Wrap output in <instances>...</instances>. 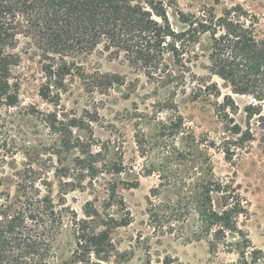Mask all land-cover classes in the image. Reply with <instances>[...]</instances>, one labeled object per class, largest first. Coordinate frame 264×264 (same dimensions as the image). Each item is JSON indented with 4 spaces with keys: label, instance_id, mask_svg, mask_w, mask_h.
Here are the masks:
<instances>
[{
    "label": "rangeland",
    "instance_id": "obj_1",
    "mask_svg": "<svg viewBox=\"0 0 264 264\" xmlns=\"http://www.w3.org/2000/svg\"><path fill=\"white\" fill-rule=\"evenodd\" d=\"M158 1L176 33L179 12L221 15L238 4L264 22V0ZM210 43L206 34L177 48V34L170 36L152 66L103 45L72 54L74 75L47 100L41 51L20 36L11 81L18 101L0 105V219L23 212L24 231L52 239L49 264H264V119L252 118L251 141L230 132L222 104L231 91L210 74ZM194 74L217 82L223 95L196 96ZM232 95L231 116L246 130L254 100ZM225 146L235 150L231 159ZM209 178L245 207L234 230L216 238L219 227L197 208L199 181ZM221 203L215 194L214 207ZM86 212L98 216L91 228L109 229L101 256L69 223ZM57 214L66 215L63 223Z\"/></svg>",
    "mask_w": 264,
    "mask_h": 264
},
{
    "label": "trees",
    "instance_id": "obj_2",
    "mask_svg": "<svg viewBox=\"0 0 264 264\" xmlns=\"http://www.w3.org/2000/svg\"><path fill=\"white\" fill-rule=\"evenodd\" d=\"M176 34L177 48H187V44L210 35V74L223 80L231 94L223 95L217 82L205 81L197 74L192 77L196 81L191 89L196 96L223 95V115L227 123H234L230 132L242 141H251L252 118L264 119L260 105L264 100V22L239 4L221 15L179 12L176 33L164 2L158 0H0V105H15L18 101V87L11 81L21 61L20 54L13 51L20 36L30 38L41 51L47 80L40 94L53 100L66 89L68 76L74 75L77 65L69 60L72 54L90 53L103 45L106 50L125 53L131 61L152 66L151 62L163 52L165 40ZM232 94L254 100L245 107L249 123L246 130L231 116V111L237 109ZM180 128L177 125V132ZM223 151L227 159L235 154L231 147L225 146ZM198 189V211L219 227L215 238L220 232L225 235L234 230L237 216L245 211L240 196L215 178L201 179ZM215 194L222 199L219 209L213 205ZM65 216L57 214L55 218L63 223ZM97 217L96 213L86 212L83 218L72 214L68 219L78 237H87L93 252L101 256L109 251L111 240L109 229L91 228ZM25 220L23 212L6 213L0 219V264H49L52 239L44 242L37 235H29L24 231Z\"/></svg>",
    "mask_w": 264,
    "mask_h": 264
}]
</instances>
